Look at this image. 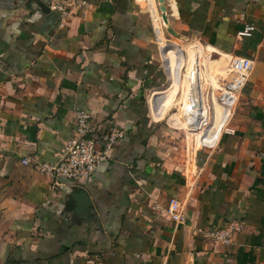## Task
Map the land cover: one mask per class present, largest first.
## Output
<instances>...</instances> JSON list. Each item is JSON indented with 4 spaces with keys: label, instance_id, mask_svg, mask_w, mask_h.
Wrapping results in <instances>:
<instances>
[{
    "label": "crops",
    "instance_id": "0c3cea01",
    "mask_svg": "<svg viewBox=\"0 0 264 264\" xmlns=\"http://www.w3.org/2000/svg\"><path fill=\"white\" fill-rule=\"evenodd\" d=\"M56 1L0 0V264H264V0H87L66 21ZM171 22L205 45H167ZM232 56L255 68L226 113L216 91ZM80 112L124 131L110 161L79 181L23 163L54 161ZM152 116L184 134V169ZM198 154L207 170L189 191ZM80 188L91 211L76 216ZM230 221L245 223L230 245L194 234Z\"/></svg>",
    "mask_w": 264,
    "mask_h": 264
},
{
    "label": "built area",
    "instance_id": "2783aa9c",
    "mask_svg": "<svg viewBox=\"0 0 264 264\" xmlns=\"http://www.w3.org/2000/svg\"><path fill=\"white\" fill-rule=\"evenodd\" d=\"M89 6L87 0H58L51 5V8L61 14L62 21H66L73 15L89 9ZM253 31L254 28L249 26L241 35L249 37ZM254 68V61L250 58L230 57L227 77L220 80L221 88L216 91L218 100L226 113L229 108L233 110L235 107L234 110H236ZM211 101L210 106L213 104L212 98ZM227 120H229V115H227ZM90 122L91 115L85 112L77 114V136L64 142L54 161L32 163L31 160L25 159L23 163L33 164L36 172L55 181L59 178L79 181L91 177L100 165L113 158L115 148L124 138L125 133L117 128L99 131L93 128ZM184 207L185 205L179 200L172 199L166 213L174 222L184 224L187 222ZM244 229V222L230 221L220 228L197 229L194 234H199L204 240L211 241L217 246H227Z\"/></svg>",
    "mask_w": 264,
    "mask_h": 264
},
{
    "label": "rangeland",
    "instance_id": "374dc122",
    "mask_svg": "<svg viewBox=\"0 0 264 264\" xmlns=\"http://www.w3.org/2000/svg\"><path fill=\"white\" fill-rule=\"evenodd\" d=\"M167 16L170 19L169 11H168V15ZM169 28L173 29L179 35V37L175 36L173 33L169 32ZM169 28L163 27L165 38H166L165 43L167 45L179 43L178 44L179 47L183 51H186L185 47H188L189 44H191V43H195V42L203 43L202 41H200L199 39L195 38L191 34H185V33H181V32L176 31L174 29V26H173L172 22H171ZM229 60H230V58H229ZM162 63H163V66L166 68V65H165L163 60H162ZM228 63H229V61H228ZM226 77H227V75H226ZM164 85L159 87V88L164 87ZM208 91L210 92L209 89H208ZM210 97H211V95H210ZM209 100L212 103L211 98H209ZM172 111L173 112H178V107L174 106L172 108ZM152 119H153V116H152ZM153 121H154V119H153ZM154 123L156 125V131H157V134H158V145H159V148L162 150V152L165 154V152L167 153V151H170V150L175 149V148H178L180 150V152H181V156L178 157V158H174V157H171V156L164 155L167 164H169V165L171 164L173 167H181V168L184 169L188 165V163H187L188 158L186 156V149H185L184 141H183L184 134L181 133L178 136L176 131H174L172 129V127L170 126V124L168 123V119L167 118L164 121H161V122H155L154 121ZM198 155L199 156H198V159H197L195 172L193 173V177H192L193 179L190 180L189 177L187 176V173L184 172L186 177H187V179H188V181H189V185H188L189 191L196 190V186L198 185L199 180L201 179L202 175L205 174V172L207 170V163H208L210 155H205V154L204 155L198 154ZM173 167L171 169H175Z\"/></svg>",
    "mask_w": 264,
    "mask_h": 264
},
{
    "label": "water",
    "instance_id": "95a60500",
    "mask_svg": "<svg viewBox=\"0 0 264 264\" xmlns=\"http://www.w3.org/2000/svg\"><path fill=\"white\" fill-rule=\"evenodd\" d=\"M163 19L165 22H169V19H168L166 13H164ZM169 32L173 33L175 36L178 35L173 29H169ZM72 200H73V202H76V204H77L78 210L75 211L76 216L78 215V213L81 216L89 214V212L91 211V202H90L89 197H88V195L84 189L80 188V189H77L76 191H74V193L72 195Z\"/></svg>",
    "mask_w": 264,
    "mask_h": 264
}]
</instances>
